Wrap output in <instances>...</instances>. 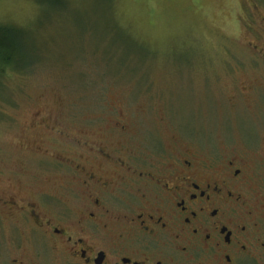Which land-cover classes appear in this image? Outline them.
<instances>
[{
    "label": "rangeland",
    "instance_id": "1",
    "mask_svg": "<svg viewBox=\"0 0 264 264\" xmlns=\"http://www.w3.org/2000/svg\"><path fill=\"white\" fill-rule=\"evenodd\" d=\"M0 22L23 28L34 59L0 79V181L28 184L33 200L51 189L47 164L21 143L68 154L58 131L93 132L119 116L146 144L174 136L203 153L264 133V0H0ZM38 112L58 120L52 146L30 126ZM0 218L2 255L16 223L1 204Z\"/></svg>",
    "mask_w": 264,
    "mask_h": 264
},
{
    "label": "flooded vegetation",
    "instance_id": "2",
    "mask_svg": "<svg viewBox=\"0 0 264 264\" xmlns=\"http://www.w3.org/2000/svg\"><path fill=\"white\" fill-rule=\"evenodd\" d=\"M38 114L30 126L51 145L58 120ZM119 119L58 131L68 154L54 156L41 139L21 143L47 164L51 189L33 200L28 184L0 181V204L16 223L0 264H264V133L203 153L174 136L146 144Z\"/></svg>",
    "mask_w": 264,
    "mask_h": 264
},
{
    "label": "trees",
    "instance_id": "3",
    "mask_svg": "<svg viewBox=\"0 0 264 264\" xmlns=\"http://www.w3.org/2000/svg\"><path fill=\"white\" fill-rule=\"evenodd\" d=\"M42 2L45 5L51 2L61 4L62 0H42ZM30 47L27 33L21 26L0 22V79H8L12 75H24L30 70L34 65Z\"/></svg>",
    "mask_w": 264,
    "mask_h": 264
}]
</instances>
